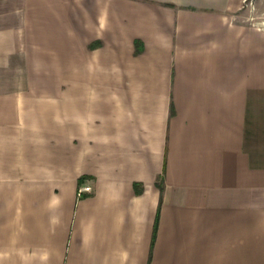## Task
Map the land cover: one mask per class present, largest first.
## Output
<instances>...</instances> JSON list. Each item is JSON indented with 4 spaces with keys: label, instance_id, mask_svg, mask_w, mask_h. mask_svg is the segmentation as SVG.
<instances>
[{
    "label": "crops",
    "instance_id": "obj_1",
    "mask_svg": "<svg viewBox=\"0 0 264 264\" xmlns=\"http://www.w3.org/2000/svg\"><path fill=\"white\" fill-rule=\"evenodd\" d=\"M246 1L0 0V264H264Z\"/></svg>",
    "mask_w": 264,
    "mask_h": 264
},
{
    "label": "rangeland",
    "instance_id": "obj_2",
    "mask_svg": "<svg viewBox=\"0 0 264 264\" xmlns=\"http://www.w3.org/2000/svg\"><path fill=\"white\" fill-rule=\"evenodd\" d=\"M261 16L264 17V0H247L240 12L241 19L249 22H255Z\"/></svg>",
    "mask_w": 264,
    "mask_h": 264
},
{
    "label": "built area",
    "instance_id": "obj_3",
    "mask_svg": "<svg viewBox=\"0 0 264 264\" xmlns=\"http://www.w3.org/2000/svg\"><path fill=\"white\" fill-rule=\"evenodd\" d=\"M82 192L90 193L91 187L89 186L82 187L81 189L78 190V195H80Z\"/></svg>",
    "mask_w": 264,
    "mask_h": 264
}]
</instances>
